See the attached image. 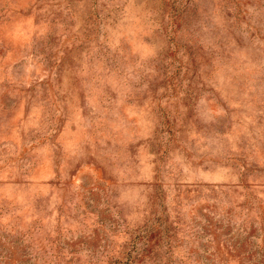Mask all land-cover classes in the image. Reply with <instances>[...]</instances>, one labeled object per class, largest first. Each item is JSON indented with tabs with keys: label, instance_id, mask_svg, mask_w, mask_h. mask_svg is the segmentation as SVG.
<instances>
[{
	"label": "clouds",
	"instance_id": "9594fccd",
	"mask_svg": "<svg viewBox=\"0 0 264 264\" xmlns=\"http://www.w3.org/2000/svg\"><path fill=\"white\" fill-rule=\"evenodd\" d=\"M61 2L68 4V0ZM95 3L96 0H74L73 4L77 9L74 14L77 24L87 25L85 30L91 38L84 41L85 47L89 43L97 45V54L89 58L87 70L71 61L68 65H55L51 50L43 44L13 45L0 36V45L7 52L6 56L0 55V80L6 78L5 69L21 59L29 66L24 83H36L38 87L41 79L59 85L65 67H69V95L71 90L80 88L82 79L90 78L92 83L86 88L85 100L91 107L90 98L99 93L97 82L103 85L116 75L105 68L104 61L116 54L115 49L109 51V40L117 33L127 36L129 28L125 21L131 25L138 42L152 49L147 57L131 47L119 53L127 62L119 74L123 88L129 90L127 103H141L146 94L154 93L165 72L180 61L183 73L176 85L175 102L170 105L174 109L175 135L168 136L161 128L163 117L159 111L145 117L152 122L147 130L126 117V123L121 125L116 116V112L124 116V107L119 106L120 92L117 91L115 100L106 101L114 106L111 114L116 119L102 121L108 128L100 132L88 154L101 179L108 181L102 186L111 205L123 217L113 218L118 225L123 224L121 235L125 239L117 243L111 233L107 234L111 246L103 264H108V257L119 254L113 249L127 246L133 256L140 254L142 250L137 244L143 241L145 232L154 235L151 247L155 252L164 242L165 233L176 230L161 190V179L165 176L180 190L178 218L188 226L185 239L190 237L189 246L207 245L209 236L213 239L220 236L230 244L247 241L250 250L256 253L253 260L264 259L261 257L264 251V0H175L176 9L189 13L185 19L169 7L172 0H142L139 4L137 0H102L98 10ZM101 28L105 38L97 40ZM129 64L135 65L131 76L127 71ZM36 68L40 71L33 75ZM54 68L58 69L54 73L55 81L51 79ZM45 70L49 73L47 77ZM59 92L57 87L56 93ZM204 101L212 109L211 118L201 113ZM57 107L55 104L48 107L45 120L53 111L60 116ZM50 145V161H54L52 166L59 171L65 165L79 162L61 143L50 142ZM141 149L150 156L147 163L151 167L147 172ZM121 153L119 160L114 161L113 156ZM177 156L181 158L179 161ZM34 163L39 166L42 162ZM116 167H121L122 173H114ZM31 179V175H22L20 185ZM129 189L137 193L135 201L125 196ZM17 190L29 197L32 193L26 185L18 186ZM3 206L0 198V208ZM132 214L135 219L124 223ZM155 218L159 219L158 224ZM143 255L153 262H158L161 255L171 257L168 252Z\"/></svg>",
	"mask_w": 264,
	"mask_h": 264
},
{
	"label": "rangeland",
	"instance_id": "374dc122",
	"mask_svg": "<svg viewBox=\"0 0 264 264\" xmlns=\"http://www.w3.org/2000/svg\"><path fill=\"white\" fill-rule=\"evenodd\" d=\"M101 2L96 0V10ZM141 2L137 0V4ZM73 4L74 0H68L66 5L61 0L54 4L51 0H0V36L6 43L11 42L13 45L43 44L51 50L55 65H68L71 61L73 65L87 70L89 58L97 54V45L89 43L85 47L84 41L91 38L85 30L87 25L77 24L74 18L77 9ZM169 7L175 9V14L181 19L189 15L175 8V0ZM125 25L129 28L127 36L117 33L109 40V51L115 49L116 54L107 56L104 61L105 68L116 75L103 85L97 82L99 93L90 98L91 107L85 100L86 88L92 83L91 79H82L80 88L71 90L69 95V67H65V75L59 80V85L41 79L39 87L36 83H24L29 66L22 59L5 69L6 78L0 80V198H3L4 205L0 208V264H103L108 246H111L107 234L111 233L117 243L125 239L121 235L123 224L118 225V221L113 218L119 220L123 217L111 205L102 186L108 181L101 179L99 169L90 162L88 154L94 149L93 142L100 132L108 128L102 121L116 119L111 114L114 106L106 101L115 100L117 91L120 92L119 106L124 107V116L121 117L119 112H116V116L121 125L126 123V117L127 120L137 121L147 130L152 122L145 117L159 111L163 117L161 128L168 136L175 135L172 131L174 109L170 105L175 102L176 85L183 73L182 65L177 60L161 77L154 93L146 94L141 103H127L129 90L123 88L119 77L127 62L119 53L127 52L128 47H131L139 49L147 57L151 55L152 49L138 42L127 21ZM104 38L101 28L95 39ZM0 55H7L2 45ZM134 70L135 65L129 64L127 71L130 76ZM39 71L36 68L33 75ZM56 71L58 69L54 68L53 81L56 80ZM44 76H49L47 70ZM57 87L60 88L58 94ZM53 104L58 106L60 116L57 117L53 111L49 119L45 120L46 111ZM201 113L211 118L212 109L207 101L202 103ZM38 127L40 131H37ZM50 142L61 143L65 151L75 154L79 162L65 165L62 172L59 171L52 166L54 161H50ZM107 143L109 147L112 146L111 140ZM119 147L117 145V149ZM122 155L113 156V160L118 161ZM140 155L145 161L147 172L151 167L147 163L150 156L143 149ZM180 159L176 157L177 161ZM35 161L42 163L38 166ZM122 171L121 167L113 169L117 174ZM24 174L31 175L32 179L20 185ZM161 184L166 211L175 221L176 230L165 233L164 242L155 252L151 247L155 237L145 232L143 241L137 244V248L142 250L140 254L133 256L127 246L113 249L119 254L108 257V264H264V259L258 262L253 260L256 253L250 250L247 241L230 244L225 243L220 236L215 239L209 236L207 245L189 246L190 237L185 239L188 226L178 218L177 197L180 190L167 176L161 179ZM25 185L32 189L30 197L17 190L18 186ZM136 195L135 190L125 192L131 201H135ZM184 199L187 200L188 196ZM134 219L135 215L132 214L124 223ZM154 222L158 224L160 221L155 218ZM167 227L171 228V225ZM135 251L136 248H133L132 252ZM144 252L153 255L168 252L171 257L161 255L158 262H153L143 255ZM241 256L243 259H239ZM261 257H264V251Z\"/></svg>",
	"mask_w": 264,
	"mask_h": 264
}]
</instances>
